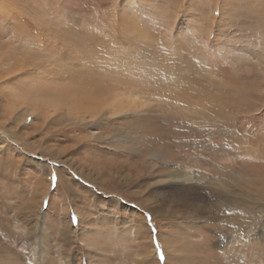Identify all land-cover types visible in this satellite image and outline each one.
Returning a JSON list of instances; mask_svg holds the SVG:
<instances>
[{
	"label": "rangeland",
	"instance_id": "obj_1",
	"mask_svg": "<svg viewBox=\"0 0 264 264\" xmlns=\"http://www.w3.org/2000/svg\"><path fill=\"white\" fill-rule=\"evenodd\" d=\"M168 2L0 0V264H264V0Z\"/></svg>",
	"mask_w": 264,
	"mask_h": 264
},
{
	"label": "snow or ice",
	"instance_id": "obj_2",
	"mask_svg": "<svg viewBox=\"0 0 264 264\" xmlns=\"http://www.w3.org/2000/svg\"><path fill=\"white\" fill-rule=\"evenodd\" d=\"M130 3H139V0H129ZM152 3L155 5V8L157 10V14H164L167 13L170 8H171V4L168 2V0H152ZM185 10H187V6H185ZM173 38L174 40L178 38V33L174 32L173 33ZM37 71V69H33L32 73L30 74H35ZM3 149L0 148V152H2ZM3 171V162L0 161V172ZM55 179V176H53V180ZM0 190H3V185H0ZM73 222H75V217L72 218ZM163 258V257H161Z\"/></svg>",
	"mask_w": 264,
	"mask_h": 264
},
{
	"label": "bare ground",
	"instance_id": "obj_3",
	"mask_svg": "<svg viewBox=\"0 0 264 264\" xmlns=\"http://www.w3.org/2000/svg\"><path fill=\"white\" fill-rule=\"evenodd\" d=\"M98 67V66H97ZM92 79V78H91ZM116 99V98H115ZM117 100H118V98H117ZM120 101V100H119ZM224 201H225V199H224ZM224 201H222L221 203H223ZM218 204V203H217ZM199 206V205H198ZM222 206H224V204L222 205ZM233 226V225H232ZM234 227V226H233ZM234 234V233H233ZM230 244V243H229ZM228 244V245H229ZM230 246V245H229ZM230 251V250H229ZM228 252V251H227Z\"/></svg>",
	"mask_w": 264,
	"mask_h": 264
}]
</instances>
